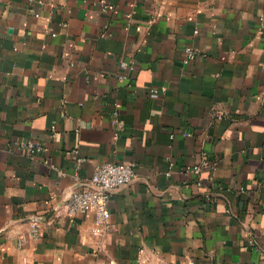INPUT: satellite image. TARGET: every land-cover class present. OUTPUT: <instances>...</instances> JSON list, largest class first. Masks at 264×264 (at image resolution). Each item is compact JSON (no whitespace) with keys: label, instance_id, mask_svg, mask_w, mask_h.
<instances>
[{"label":"crops","instance_id":"obj_1","mask_svg":"<svg viewBox=\"0 0 264 264\" xmlns=\"http://www.w3.org/2000/svg\"><path fill=\"white\" fill-rule=\"evenodd\" d=\"M113 262L264 264V0H0V264Z\"/></svg>","mask_w":264,"mask_h":264},{"label":"built area","instance_id":"obj_2","mask_svg":"<svg viewBox=\"0 0 264 264\" xmlns=\"http://www.w3.org/2000/svg\"><path fill=\"white\" fill-rule=\"evenodd\" d=\"M189 51L191 52L192 49ZM54 129L55 126H52V130ZM25 146L31 150L36 149L32 141L26 142ZM135 176V162L133 161L102 163L97 166L89 185L84 189L71 191L61 204L65 207L68 216L94 212L96 220L108 226L111 217L110 193L114 189L130 184ZM41 228L42 224L33 219L30 227L31 235L35 238L40 236ZM251 242L253 243L254 240L251 239Z\"/></svg>","mask_w":264,"mask_h":264}]
</instances>
